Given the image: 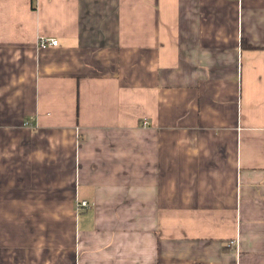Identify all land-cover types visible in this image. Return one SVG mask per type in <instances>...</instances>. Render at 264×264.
I'll use <instances>...</instances> for the list:
<instances>
[{
	"label": "crops",
	"instance_id": "crops-1",
	"mask_svg": "<svg viewBox=\"0 0 264 264\" xmlns=\"http://www.w3.org/2000/svg\"><path fill=\"white\" fill-rule=\"evenodd\" d=\"M0 264H264V0H0Z\"/></svg>",
	"mask_w": 264,
	"mask_h": 264
},
{
	"label": "built area",
	"instance_id": "built-area-1",
	"mask_svg": "<svg viewBox=\"0 0 264 264\" xmlns=\"http://www.w3.org/2000/svg\"><path fill=\"white\" fill-rule=\"evenodd\" d=\"M39 47L46 48L48 46H56L58 45V40L54 37H47V36H41L38 41ZM77 210H83L87 207H90V203L87 200H79L77 201ZM237 244V239H233L229 241V246H235Z\"/></svg>",
	"mask_w": 264,
	"mask_h": 264
}]
</instances>
